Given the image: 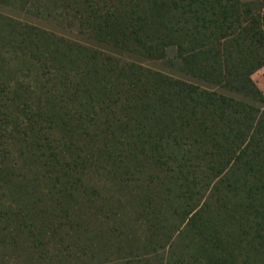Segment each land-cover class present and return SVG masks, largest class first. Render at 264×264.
I'll list each match as a JSON object with an SVG mask.
<instances>
[{
    "label": "trees",
    "instance_id": "obj_1",
    "mask_svg": "<svg viewBox=\"0 0 264 264\" xmlns=\"http://www.w3.org/2000/svg\"><path fill=\"white\" fill-rule=\"evenodd\" d=\"M2 3L0 264H264V7Z\"/></svg>",
    "mask_w": 264,
    "mask_h": 264
},
{
    "label": "rangeland",
    "instance_id": "obj_2",
    "mask_svg": "<svg viewBox=\"0 0 264 264\" xmlns=\"http://www.w3.org/2000/svg\"><path fill=\"white\" fill-rule=\"evenodd\" d=\"M11 1V0H9ZM242 2L246 3L249 5V8L246 10L247 14H252V13H258L260 9L264 7V0H242ZM9 3V2H8ZM0 10L4 11L5 13H10L20 19L38 24L42 27H45L49 30H53L55 33L64 35L69 39L73 40H79L82 42H89L86 40L85 36L78 31L77 28L73 29L71 27H68L66 25H63L62 23H58L51 18L48 17H38L34 16L32 14H27L24 13L15 7H12L10 4L7 3H2L0 6ZM126 55V54H125ZM126 58H130L127 56ZM142 61V60H141ZM143 64L152 67L154 69H160L162 71H165L167 73L171 74H176L174 68L167 66L166 64H163L159 61H148V60H143ZM253 79L255 80L256 84L258 85L259 88L264 92V66L255 71L252 75ZM124 202H122V205ZM128 208V207H127ZM139 229V234L142 237V226L138 227Z\"/></svg>",
    "mask_w": 264,
    "mask_h": 264
}]
</instances>
